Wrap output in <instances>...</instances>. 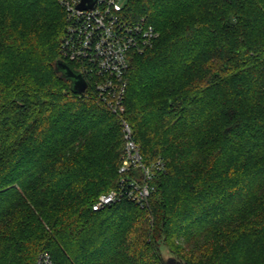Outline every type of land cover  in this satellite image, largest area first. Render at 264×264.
<instances>
[{
    "label": "trees",
    "instance_id": "obj_1",
    "mask_svg": "<svg viewBox=\"0 0 264 264\" xmlns=\"http://www.w3.org/2000/svg\"><path fill=\"white\" fill-rule=\"evenodd\" d=\"M123 10L159 31L131 55L124 114L143 163L164 169L147 208L93 210L119 181L120 123L55 70L59 0H0V264L42 251L54 264H264V0Z\"/></svg>",
    "mask_w": 264,
    "mask_h": 264
},
{
    "label": "built area",
    "instance_id": "obj_2",
    "mask_svg": "<svg viewBox=\"0 0 264 264\" xmlns=\"http://www.w3.org/2000/svg\"><path fill=\"white\" fill-rule=\"evenodd\" d=\"M65 12V31L60 58L72 63L99 101L121 126L123 148L117 187L101 193L92 204L101 209L120 199L147 208L154 171L163 170L162 159L143 163L132 128L125 117L127 70L133 52L140 53L159 37V31L144 17L129 19L124 0H59ZM80 4H83L80 6ZM84 90V91H85ZM35 264H54L48 252H40Z\"/></svg>",
    "mask_w": 264,
    "mask_h": 264
},
{
    "label": "water",
    "instance_id": "obj_3",
    "mask_svg": "<svg viewBox=\"0 0 264 264\" xmlns=\"http://www.w3.org/2000/svg\"><path fill=\"white\" fill-rule=\"evenodd\" d=\"M83 4H80L82 6ZM55 70L60 73L61 77L69 80L70 89L75 93L84 92L87 83L83 77V75L72 68L69 64L62 61L61 59H57L55 62ZM169 262L172 264H180L176 262L173 258H169Z\"/></svg>",
    "mask_w": 264,
    "mask_h": 264
},
{
    "label": "rangeland",
    "instance_id": "obj_4",
    "mask_svg": "<svg viewBox=\"0 0 264 264\" xmlns=\"http://www.w3.org/2000/svg\"><path fill=\"white\" fill-rule=\"evenodd\" d=\"M139 208H141V207H139Z\"/></svg>",
    "mask_w": 264,
    "mask_h": 264
}]
</instances>
